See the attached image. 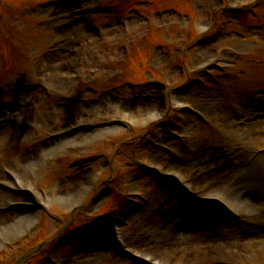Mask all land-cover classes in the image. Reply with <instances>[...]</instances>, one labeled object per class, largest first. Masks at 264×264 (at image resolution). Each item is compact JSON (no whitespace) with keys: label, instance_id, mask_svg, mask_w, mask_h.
<instances>
[{"label":"rangeland","instance_id":"rangeland-1","mask_svg":"<svg viewBox=\"0 0 264 264\" xmlns=\"http://www.w3.org/2000/svg\"><path fill=\"white\" fill-rule=\"evenodd\" d=\"M179 1L152 0L163 4L152 15L150 0H82L66 7L0 0V120L14 119L0 124L10 134L0 139V173L9 172L0 181V264H80L72 251L83 257L97 249L105 234L101 221L118 216L115 227L124 241L149 243L169 234L168 226L150 230L153 218L166 221L172 208L169 217L188 225L189 235H201L213 217L218 228L235 224L240 233L257 235L242 246L191 252L187 264H264V197L243 191L248 172L232 171L216 190L233 199L243 216L211 202L205 215L188 224L173 219L182 197L142 168L151 164L169 174L176 160L181 184L200 178L208 165H238L245 153L264 147V28L234 20L212 35L214 42L210 36L193 44L185 36L188 11L164 9ZM188 1L197 2L193 24L209 30L220 3ZM226 1L247 8L254 0ZM256 1L264 11V0ZM16 54L24 61L19 69ZM218 60L224 68L214 66ZM17 80L48 89L15 88ZM68 126L82 133L36 147L28 162H20L24 147ZM15 180L20 185H7ZM194 191L195 199H206L207 191ZM76 194L79 205L70 208ZM11 201L16 205L7 211ZM106 237L100 243H108ZM112 249L103 245L98 264H148L126 249Z\"/></svg>","mask_w":264,"mask_h":264},{"label":"bare ground","instance_id":"bare-ground-1","mask_svg":"<svg viewBox=\"0 0 264 264\" xmlns=\"http://www.w3.org/2000/svg\"><path fill=\"white\" fill-rule=\"evenodd\" d=\"M97 107V106H96ZM148 117V116H147ZM146 117V118H147ZM145 118V122H148L150 118ZM129 119V118H128ZM144 122V123H145ZM76 127L68 126L67 128H61L57 133L62 132H69V134H72L73 131H76ZM25 131V130H22ZM82 133V132H80ZM1 134V130H0ZM62 135H65V133H62ZM75 135H78V132L75 133ZM73 135V136H75ZM86 136V135H85ZM88 136V135H87ZM86 136V137H87ZM84 137V143L87 141V138L91 140L89 137ZM264 147H259L254 149L252 153L249 155L245 153L244 160L240 161L238 165H228L224 162H221L218 166L214 168H210V165H208L205 169L206 172L200 176V178H197L195 180H191L189 182H184L180 184L178 179L181 177L179 176V173L174 167L179 163L176 160L173 163V171L168 172L159 170V172L162 175H166L169 177V179H172L174 182L178 183L184 191L190 195V198H194V193H196L194 190H202L203 192H206V198L208 200H215V202L218 204L219 202H223L224 206H227L230 209L229 213H236L238 208L235 205V202L233 199H227L225 198V194H222V196H219V191L216 192L217 189L221 187V185L226 180V177L229 173L232 171H239L244 176L247 175L248 177V183L247 185L242 181L243 186L246 187L243 189L244 192L252 191L257 192L259 195H262L264 197V159L263 154H260V149H263ZM247 156V157H246ZM26 157V156H25ZM40 165V164H39ZM151 165V164H150ZM147 165L146 168L154 169L152 165ZM171 170V169H169ZM168 170V171H169ZM9 174V172H8ZM88 180V182L92 181ZM4 181V178L2 179ZM6 182V181H5ZM20 185V182L16 180V182L10 181L7 183L8 186H17ZM185 187V188H184ZM186 189V190H185ZM249 192V193H252ZM167 194H170L169 191H167ZM208 196V197H207ZM222 197V198H220ZM203 198L205 196L203 195ZM39 199L42 201H45L46 197H43L42 195H39ZM12 202V201H11ZM11 202H8L9 204ZM70 208H73L77 205H79V196L78 194L71 196ZM173 209V208H172ZM170 209L165 216L166 221H162L159 217H154L152 221V228L150 231H159L164 229L166 226H168V232L169 234L166 235H160L158 238H154L153 241L150 240L149 243L145 242L140 243L139 240H131L130 238H127L126 241L123 240L122 234L117 231L116 224H120V220L122 216L115 217L111 221H109L105 229L113 230L115 231V237L118 241V245H122V249H126L129 252L132 253V255L139 257L142 260H139V258H136L138 261L147 262L148 264H187L188 263V256L191 252H194L196 250L200 251H207V250H225L228 248H233L237 246H242L243 244L247 242H254V236L246 234V233H240V226L235 225L230 229H223L216 227L213 223L218 222L219 219L216 217L212 218L205 223V227L203 226V229H201V235H189L187 230L185 232V229H179L177 226V223L175 221H172V219L169 217L171 210ZM237 209V210H236ZM257 211V214L259 216H263L262 212L258 211V208L255 209ZM191 211H188L187 209L182 207H179V209L176 211L175 218L179 219V217L185 218L188 215H190ZM240 215H237L239 218L243 216V211H240ZM208 220V219H207ZM179 223H181V220H178ZM191 221V220H189ZM178 223V224H179ZM236 223V222H235ZM199 224L197 223L198 226ZM157 233V232H156ZM230 236V237H228ZM257 236V235H255ZM263 237V236H262ZM234 242H233V239ZM241 240L238 242V240ZM264 239V238H263ZM107 244V242L100 243V246L97 247V249H94L90 252H86L83 257L77 252L72 251V255L79 256L81 258L80 264H98L100 263L101 259L103 258L104 254L100 251L103 245Z\"/></svg>","mask_w":264,"mask_h":264}]
</instances>
